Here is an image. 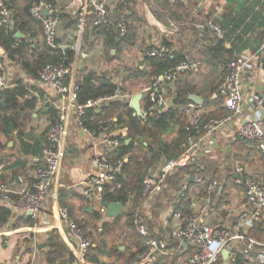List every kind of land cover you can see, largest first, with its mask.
<instances>
[{"label": "built area", "instance_id": "built-area-1", "mask_svg": "<svg viewBox=\"0 0 264 264\" xmlns=\"http://www.w3.org/2000/svg\"><path fill=\"white\" fill-rule=\"evenodd\" d=\"M179 0H169L171 4ZM110 0H84L82 14L88 12L93 15L94 26H114L120 36L129 32V20L126 16L112 19L109 12ZM29 12L39 21L44 43L49 48L57 47V37L60 19L56 7L45 0L34 2ZM13 26V12L0 0V26ZM198 34H210L214 38H222L221 26L213 20L196 24ZM173 53V49L165 44L153 47L150 56L163 57ZM254 54L241 52L234 57L228 65L227 73L218 85L212 98H220L223 106L230 112L225 117L204 119L205 108L201 104L191 101L184 105L174 103L177 96V81L186 74H196L203 66L199 59L187 57L176 67L165 73L155 76L152 83L141 92L143 121L162 113L170 108L178 109L188 119L187 138L181 145V152L173 158H162L150 166L142 180L140 192H127V202L132 207L133 223L136 231L144 238L145 250L137 253L128 264H149L159 256L168 255L171 241L178 242V251L185 249L187 242L186 264H264V243L249 236V229L254 222L264 215V169L253 170L248 166L236 163L233 168L234 190L242 189L245 200L240 205L235 221L225 220L220 216L219 201L224 200L222 183L211 176L199 172L197 162L204 157L212 156L219 149L216 133L219 132L232 117H240L242 123L238 130L240 137L253 141L264 155V112L258 111L249 114L244 110L243 102V76L253 65ZM69 69L63 64L49 63L44 66L38 75L39 81L56 90L62 103L57 105L58 119L50 123L45 129L46 144L42 153L37 157H30L28 165L32 169V179L25 181L19 178L18 185L8 178H3L8 161L0 163V205L7 206L14 211H21L34 220L42 216L43 208L50 199L51 188L60 172L63 153L64 122L69 113H73L78 125L87 133L95 136L94 132L83 127L82 116L86 108L100 110L113 102L126 101L131 104L133 96L123 86L119 85L110 95L88 100L85 104L78 103L77 82L70 85L66 83ZM8 78L5 63L0 59V96L8 88ZM134 115L137 114L134 111ZM129 143L132 138H124ZM107 152L96 154L93 158L92 168L86 173L82 186V193L101 201L103 194L120 189L122 184L118 181L123 175L124 160H111L110 155L115 147L121 145V139L107 136L104 139ZM198 165L196 173H188L182 177L177 190L173 191L166 215L176 226L172 231L159 237H154L142 215V207L150 200L172 187L171 175L179 168ZM231 193V192H230ZM236 193V191H235ZM55 228L61 231L66 244L71 248L81 263H87L89 250L94 240L70 216L65 206L57 207ZM166 216V218H167ZM165 222H168L167 219ZM37 227V226H36ZM258 248H260L258 250ZM228 256H223V251ZM242 256V260L239 257Z\"/></svg>", "mask_w": 264, "mask_h": 264}, {"label": "trees", "instance_id": "trees-1", "mask_svg": "<svg viewBox=\"0 0 264 264\" xmlns=\"http://www.w3.org/2000/svg\"><path fill=\"white\" fill-rule=\"evenodd\" d=\"M19 0H6L5 3L14 12V25L13 29L8 26L2 25L0 27V47L7 50L11 59L18 60L23 69L29 74L38 77L40 70L49 63L53 64H63L66 68L70 69L72 63L75 60V50L71 47L62 51L60 49L53 50L43 43L40 48L36 46L35 39L37 35L35 32L27 33L33 30V25L39 24L30 14L29 9L34 2L40 0H24L26 4L18 8ZM56 6L55 0H45ZM123 3L129 5L131 0H123ZM174 7L181 6L180 8H185L186 4L184 1L179 0L174 5ZM170 8L168 13L169 19L181 22L180 15L178 14L177 8ZM122 9L118 8V17L126 16L129 20V32L126 36H120L114 26H94L92 29L86 27L84 38L89 41L90 35L93 36H104L105 46L109 49V54L111 50L116 52L121 51L124 47H130L136 44L138 28L137 23L143 21L140 17L135 16V12L132 8H125L121 6ZM21 10V12L19 10ZM15 10V11H14ZM19 17V18H18ZM60 21L63 25L72 26L75 24L76 20H68L67 15H59ZM131 19H133L132 24H130ZM217 23L221 26L223 30V37L218 39L212 37L210 34L206 33L199 35L196 31L182 24L181 29L176 33V35L169 39L164 38L163 43L169 47L177 45L178 48L173 51L172 54L165 55L163 57L150 56L149 52L144 55V67L133 72L130 69H126L123 81H127L131 77H137L139 75H150L158 76L166 71L176 67L181 61L185 60L190 52L195 49H203L205 56V61L214 67L217 71L223 70L222 73L223 80L225 74L228 70L229 62L243 51L259 52L264 45V0H226L223 6V11L221 15L216 18ZM20 31L25 36H17V32ZM95 36V37H96ZM179 42L180 44L178 45ZM229 44V46H228ZM33 45L35 46L33 48ZM39 51L34 59H30L28 54L31 50ZM113 57V56H112ZM68 83V80L66 81ZM78 103L80 105L85 104L90 99H95L98 97L110 95L117 88V84L113 81L112 77L105 73H95L89 72L82 74L78 79ZM217 88V87H216ZM177 96L174 99V103L177 105H184L189 102L191 94H198L202 96L203 108L207 111L204 114V119L208 120L213 117H225L230 114V112L223 106V101L220 98H209L206 99L201 94L202 92L197 91V86L192 84L187 78L180 79L177 81ZM5 101V104L2 103ZM38 99L30 95V91L25 83L21 80L17 81L16 85L13 87H8L4 89L0 96V136L8 137L9 139L15 141L18 144V149L20 155L10 162L4 156L0 155V163L3 161L10 162L7 167L16 168L20 166H25L28 158L40 156L42 149L46 144L45 131L36 134L34 129H26V118L32 117L31 113L37 107ZM44 113L49 117L50 123H55L58 119L57 110L53 105H45ZM224 110V112H223ZM123 111V115L116 116L114 118L118 119V123L126 124L128 127V133L132 140L126 143L125 139L121 138V145L114 148L111 153V160H118L128 158L124 162L123 175L118 178V181L122 184L120 189H116L113 192L106 191L103 194V201L105 202H121L123 204L127 201V192L137 193L140 189L139 183L144 178L145 170L148 167L156 164L158 161L164 158H173L180 154L181 145L183 141L187 138L188 131V119L181 113L178 109L170 108L162 113H159L153 117L148 118L143 121L138 116L134 115V110L131 108L130 104L126 101L123 102H113L108 106L102 107L100 110H95L92 108H86L85 113L82 116L83 127L94 132L96 135L102 133L105 127L109 124H115L116 122L112 119L113 114ZM214 111L218 114L222 111L221 115H215ZM39 114L38 112H36ZM174 137L171 141L164 139L166 135H172ZM148 136L153 141H143L136 144V136ZM147 143V144H146ZM15 144V145H16ZM15 145L10 149H14ZM236 146V155L234 157L239 160L242 164L249 162V164H257V159H260L264 165V155L263 152L257 147L256 143L253 141H248L243 137H238L237 142L234 144ZM5 145L2 144L0 140V152H2ZM7 147V146H6ZM138 147V148H137ZM135 148L140 151H144V154H136ZM253 151H256L254 153ZM257 156V157H256ZM209 167L205 171L200 170L199 172L209 173V176L213 178H219L222 176L221 170L214 167L212 163L208 162ZM264 167V166H263ZM198 171V165L188 166L179 168L174 172L172 180L175 179V186H177L182 177L188 173H196ZM208 175V174H207ZM171 179V177H170ZM177 179V181H176ZM234 175H227L222 177L221 182L229 187V189L234 188L233 184ZM224 181V182H223ZM227 190V189H226ZM228 191V190H227ZM73 194V191L62 189L61 190V204L66 206V197ZM71 209V208H70ZM71 216V214H70ZM99 218L100 215H97ZM72 217V216H71ZM12 219V211L9 208L0 205V225L4 226ZM120 217H116L112 222L104 223V227H110V224H116L120 221ZM81 227L84 226L83 223L78 222L74 219ZM128 222H131L128 219ZM35 221L28 217H20L16 219V222L12 224L13 228H17L21 225L33 226ZM109 224V225H108ZM136 241L134 242L135 250L130 253V256H126L127 246L125 250H120V246L112 248L109 254L117 256L119 259L127 258L128 263L135 257V255L143 250H145L144 238L136 231ZM249 236L253 238H261L264 236V216L262 215L258 220H256L253 226L249 229ZM42 246L48 249L47 251V261L50 264H56L59 257H63L66 253L74 258L73 253H71L66 243L62 240L60 234L56 229H52ZM97 246V245H96ZM68 248V249H67ZM98 252L104 251L99 245L93 248ZM91 250V249H90ZM89 250V252H90ZM87 259L93 262H99L96 253H89ZM57 255V256H56ZM239 257V260H242ZM127 264V263H126ZM158 264H165L164 262H159ZM220 264V263H215ZM251 264H256L255 262Z\"/></svg>", "mask_w": 264, "mask_h": 264}, {"label": "crops", "instance_id": "crops-1", "mask_svg": "<svg viewBox=\"0 0 264 264\" xmlns=\"http://www.w3.org/2000/svg\"><path fill=\"white\" fill-rule=\"evenodd\" d=\"M55 1H56L55 7L57 9L58 16L60 14L61 15H67V17L69 18L68 20H70V19L76 20L75 24H73L72 26H70L68 24L65 26L60 21L59 29L60 28L61 29H60V32L58 29L57 47L50 48L53 50L60 49V50L64 51L67 48L72 47L75 50V60L72 63L71 68L69 69V71H70L69 76L66 79V81L68 80V83L67 82L66 83L72 85L75 82H78V79L81 77L82 74L92 72V71H87V69L84 68L83 60H87V58H89L91 56L92 52H87V50L92 49L91 46L94 45V43H95L94 41L96 40V38H101L104 41V36L100 35L97 37L95 35L96 36L95 37L91 33L89 41L85 40L84 34H85L86 27H89L90 30L92 29L93 15L90 14L89 12L87 14H84V15L82 14V11H81L82 10V2L84 0H55ZM199 1L201 3H204L207 0H199ZM148 2L151 3L152 5L153 4L158 5V4H161L163 2V0H131V3L129 5H126V3H123V0H110L108 7H109V12H110L111 18L114 20L118 18L119 12L117 11V9L118 8L122 9L121 6H124V10L127 7L129 9L130 8L133 9V11L135 12V16L140 17L143 20V21L136 24L137 28H138L137 38L141 33L144 34V36H149L152 32L151 31L152 29H150L149 26H151L153 28H157L161 32H164L165 35H164L163 39L167 38V37L169 39L173 38L175 36L174 32L171 30V28H167V29L165 28L164 29V27L161 25L162 21H160V18H158L157 14L155 15V12H153L149 9V7L147 5ZM19 3L26 4V2L24 0H19L18 4H17L18 8H21L19 6ZM139 5L142 7V9L138 8ZM223 6L221 5L217 14L215 13V15H213V14H211V15L216 16L218 18V16L221 15V12L223 11ZM153 10L155 11V9H153ZM19 11L21 12V10H19ZM12 12H13V10H12ZM37 22L39 23V21H37ZM132 23H134L133 19H131V21H130V24H132ZM13 25H14V12H13ZM10 28L13 29V26H11ZM75 31L79 32V36L77 39V42H78L77 46H74V45L68 43L69 39L72 38L71 34L74 33ZM32 32L36 33V35H37V38L35 39V42L37 44L36 46H38L40 48L41 46H43V43H44L40 23L33 25V30L28 31L27 33H32ZM18 34L25 36V34H23L20 31L17 32V36H18ZM171 34H173V35H171ZM81 39L83 41V44L81 43ZM136 46L137 45L135 44L131 47L135 48ZM228 46H229V44H228ZM34 47L35 46L33 45V48ZM177 48H178L177 45H174L172 47L173 51ZM38 51H39V49H36V51L31 50L28 54V57L30 59H34L36 57V54ZM97 51L99 54H101L98 49H97ZM202 51H203V49H202ZM114 52H115V50H111V54H112L113 58H115V55H116V54H114ZM243 52L251 53V54H254V56H255L252 67L250 69H248V71L243 76V89H242V91H243V98H244V102H243L244 110L249 114H255L258 111L264 112V45L259 52L254 53V52H251L249 50L243 51ZM0 59L5 63L7 78H8V81L9 80L11 81V79L18 73L15 69L16 66L14 67V65H20L21 67H22V65L17 59L16 60L11 59L7 50L2 48V47H0ZM199 60H201V59H199ZM201 61L203 62V60H201ZM17 67H19V66H17ZM139 67L140 68L144 67V55H143V59L141 61V65ZM194 75L195 74H190V75L186 74V75L182 76L180 79H185V78L188 79ZM20 77H22V78H17V80L12 81L9 84L10 85L9 87L15 86L17 81L21 80L23 83H25L27 85V87L30 91V95H32L38 99V104H37L36 109L34 111L30 112L32 114L31 118H32L33 123H32V125H29L30 127L26 126V129L30 130L31 128H33L35 133L39 134L42 132V130L44 128L46 129L47 126L50 124L49 117L44 113L45 105H47V104L53 105L55 107V109L57 110V113H59L57 105L60 102L62 103V99L60 98V95H58V93L56 92L55 89L43 85L39 81L38 77L35 78L34 76L29 75L23 69V67L21 68ZM111 77H112L113 81L117 84V86H119V85L123 86V83L119 77H114V76H111ZM23 78H27V79H23ZM122 80H123V77H122ZM152 81H151V83H152ZM123 88L125 90H127L124 86H123ZM36 112H38L39 114H37ZM116 120L117 119H114V121H116ZM241 123H242V119L240 117H232L230 122L228 124H226L221 130H219L218 133H216V137L218 138V141H219V149L216 152H224L225 150H227V159L229 162L227 163L223 159L222 162L225 161L224 164L222 162L220 163V161H215L214 163H212L209 159H211V157H213L216 154L215 153L214 155L209 156V157H204L202 160L197 162L198 165H200L201 170L205 171V169L209 167V165H208V160H209V162L214 164L216 166V168H219L221 170L223 177H225L226 174L227 175H229V174L233 175L234 165L238 162H236L237 160L234 159V157L231 158V155L228 151L229 150L228 146L232 145V144L234 145L237 142L238 137H240L238 134V130L240 128ZM107 136H115V137H118L120 139L124 137V136L122 137L121 134H115V133L109 132L107 127L104 128L102 133H100L98 135L95 134V136H92L91 133H88V132L86 133L78 125V123L75 120L74 114L73 113L71 114V112H70L69 116L67 117L66 121L64 122V133H63V138H62V143H63V148H64L63 149L64 157H63L62 165H63L65 157H67V155L65 153V150L67 147V140H71L70 141L71 143L77 144L76 147H74L72 149V151L74 152L75 157H76L74 164L70 168L65 167V169H63V166L61 165L60 172L57 175V177L54 181V184L51 188L50 199L47 201L45 207L43 208L42 216L39 219L34 220L31 217H29L28 215H25V213H22L21 211L18 212V211H14L11 209L12 219L6 225L10 229H15L16 232H19L20 230H18V229L20 226L17 227L18 229H16V228L12 227V224H14L16 222L17 218H20L22 216L28 217V218L35 221V224L33 225V227L28 225L29 232L33 233L34 241H36V239H37L36 238L37 234H40L39 238H42V236H44L47 239L48 238L47 235L52 229H56L58 231V233L60 234L62 240L64 241V239L61 235V231L54 227L55 224H57V222H58V219L55 216L56 211H57V207L63 206L61 204V190L62 189H67V190L73 191V194L66 197V203L67 204L69 203V208H71V209L74 208L75 210H77L80 207V203L82 204L84 202L87 204V207L85 209L87 214L91 215L92 219L97 221L96 223L102 224L104 226V223L112 222L113 219L116 218V216L112 217V216L108 215V208L105 206V204H104L105 201H103V199L101 201H99V200L93 199L91 197H86L81 192L83 183H84L85 178H86V173L89 169L92 168L94 156L98 153L101 154L103 152H107V146L104 143V139ZM136 142H137V140H136ZM11 144L13 145V142L8 143L10 148H11V146H10ZM87 146H89L88 150H87ZM77 153H80V154H77ZM2 156H4V155H2ZM256 165L257 164H254V165H251V164L247 165L246 164L244 166H248L251 169L252 168L256 169ZM224 166H227V168L223 169L222 167H224ZM260 166H261L260 170H262L263 169L262 163L260 164ZM22 167H24V166H22ZM20 168H21V166H20ZM20 168L19 167H16V168L7 167L6 171H5V175L3 176V178H8L15 185H18L20 177H22L25 181H28V180L30 181L32 179V175H33L32 170H30L29 175H28V173H25L24 176L17 174V173L15 174V172H17L18 169H20ZM21 171H23V170H21ZM204 173L209 175V173H207V172H204ZM173 174L171 175V181H172ZM67 181H68V183H67ZM176 181H177V179H176ZM233 182H234V179H233ZM177 188H178V185L177 186L172 185V187L169 188L166 192L158 195L156 197V199H150L141 209L142 215L148 224L149 231L154 237L163 236V235L171 232L173 226H176L175 223L171 219H169V217L166 215V211H167L172 193H173V191L177 190ZM234 188L229 189V187L225 186L222 183V191L224 194V197H223L224 200H220L219 205H218V208L220 210V216L225 220H230L231 222L235 221V219H236V216L235 217L233 216V212L236 214L238 212L237 209H239L240 205L245 200L243 192L236 190V189L234 190ZM235 191H236V193H235ZM4 207L9 208L7 206H4ZM131 208L132 207L129 205V203L127 201L125 204H123V210H125V212H127V210L130 211ZM102 209H105V212H103ZM154 212H156V213L154 214ZM96 214L100 215L99 218H97ZM125 216H127V215H125V213L123 215L121 213L117 217H120L121 218L120 220H122ZM166 216H167V218H166ZM76 218H79V217H76ZM166 219L168 222H165ZM155 221L158 223V226L156 225L157 226L156 228L153 227V224L155 225ZM25 226H27V225H25ZM151 226H152V228H151ZM99 230H102L101 227L99 228ZM135 230H136V228H135ZM8 231L10 232L11 230H7L3 234L8 236ZM88 231H89V229H88ZM18 234H20V232ZM87 234L90 237L92 236V234L90 232H87ZM96 245L98 246V244H96V241H95L90 252H91V254L96 253V256H97L99 262L97 263V262H93V261L87 259V263H85V264H121L122 263V259H119L117 256L109 254L108 249L103 248L104 251L101 250L99 252H98L99 249L97 251L94 249V252H93V248L97 247ZM41 247L45 248L46 251H48V249L46 247H44L42 245H41ZM67 247L69 248L68 245H67ZM177 247H178V242L175 239H173L171 241V247H170L169 254L165 255V256H159L153 262H151L149 264H158L159 262H164L165 264H186V253L185 252H186L187 247L185 246V249L183 251H178ZM23 248H25L24 245H23ZM23 248L21 246V250H20L21 254L16 255V257H15L16 259L12 258L10 260V257L1 258L3 263L4 264H37L36 263V252H37V250H35V252L33 254H30V253L26 254V253H23L24 252ZM119 248H120V250L123 251V250H125L126 246H122ZM69 249H70L71 253H73L74 258L72 259L71 256L67 255V257H68L67 263L68 264H83L78 259L75 252L71 248H69ZM259 249L260 248H258V250ZM134 250H135V247H133L130 252H132ZM126 256H128V257L130 256V255H128V252H126ZM0 263H2V262H0ZM40 264H50V263L43 259Z\"/></svg>", "mask_w": 264, "mask_h": 264}, {"label": "rangeland", "instance_id": "rangeland-1", "mask_svg": "<svg viewBox=\"0 0 264 264\" xmlns=\"http://www.w3.org/2000/svg\"><path fill=\"white\" fill-rule=\"evenodd\" d=\"M181 1L182 2L184 1V3L186 4L185 8L181 9L180 8L181 6L174 7L171 5V3L168 0H163V2L158 5L157 4L152 5L149 2L147 4L149 9L155 12V15L157 14L158 18H160V21H162V23L161 22L160 23L164 27V29L171 28V30L174 32V35H176V33L181 29L182 24L184 26L188 25L189 27L193 28L196 31V33H198L196 29L197 23L207 21V20H213L214 22H217L216 20L217 17L212 16L211 14L213 15H215V13L217 14L219 8L221 7V5L223 6L225 4L226 0H207L204 3H201L199 0H181ZM24 5H25L24 3H19L20 7H23ZM173 7L177 8L178 14L180 15L181 22L175 21L173 19H169L168 13L170 11V8H173ZM138 8L142 9L140 5ZM153 9H155V11ZM149 27L150 29H152L151 30L152 32L149 36H144V34L141 33L136 40L137 46L135 48L128 46V47H124L121 51H118V52L115 51L114 52V54H116L115 58L110 56L109 49L104 46L105 41H103L101 38H96V40L94 41L95 42L94 45L91 46L92 49L87 50V52H92V54L89 58H87V60H83L84 68H86L87 71H92V72L99 73V74L105 73L109 76L119 77L123 83V86L127 89L128 92H130L131 94L139 93L151 83L154 76L152 77L147 74L146 75L141 74L137 77H131L127 81H123L122 77L126 69H130L131 71L135 72L138 69V67L141 65L143 55L149 52L153 47L164 44L162 41L165 35L164 32H161L157 28H153L151 26ZM60 29H59V32H60ZM78 36H79L78 31H75L74 33H72L71 34L72 38L69 39L68 43L74 46H77ZM81 43L83 44L82 39H81ZM177 43L178 45L180 44L179 42ZM97 49L99 50L101 54L98 53ZM198 49L200 48H197L193 52H190V55L188 56L189 58H192V59L203 60V66H202V69L197 74H195L194 76H191L190 78H188V80L192 84L197 86V91L202 92L201 94L204 96L205 99H206V96L213 99L212 96L217 89L216 87H218V85L221 83V79L223 77L222 73L224 71L223 70L217 71L214 67H211L207 63V61H205V56H204L203 51L198 50ZM14 67L18 73L11 79V81L10 80L8 81L9 84L12 81L17 80V78H22L20 77L22 67L20 65H14ZM23 79H27V78H23ZM206 112L207 111H205V113ZM223 112L221 111L218 114L217 112L214 111V114L221 115ZM120 114L123 115V111H119L113 114L112 118L119 116ZM114 119H117V118H114ZM115 122H116L115 124H109L107 126V129L109 130V132L115 133V134H121V136L122 137L124 136V138H130L129 133H128V127L126 126V124L118 123V119ZM32 123H33L32 118L27 117L26 126L30 127L29 125H32ZM44 129L42 131H45ZM173 137H174V134L166 135L164 136V139L167 141H171ZM135 139L137 140L136 144L143 142V141H148V142L153 141L150 137L142 136V135H137ZM0 140L2 141V144L5 145V147H3L2 149V152H0V155H4V157L6 159H9L10 162L12 163V161L17 159V157L20 155L18 144H16L15 141L9 139L8 137H4L2 135L0 136ZM70 141L71 140H67V147L65 150L67 157H65L64 159V162L62 165L63 169H65V167L70 168L76 160L75 154L72 151V149L76 147L77 144L71 143ZM9 142H13V145L12 144L10 145L11 147L16 144L14 149H9L10 148L8 145ZM228 147H229L228 151L231 155V158H233L234 155H236V151H237L236 146L232 144V145H229ZM88 149H89V146H87V150ZM134 151L136 154H144V151L141 152L140 149L137 150L135 148ZM253 152L256 153V151H253ZM77 154H80V153H77ZM257 158L256 160L258 162L256 165V169L255 168L254 169L252 168V169L260 172V169H261L260 164L262 163V161H260V159H257ZM223 159L227 163L229 162L227 159V150H225L224 152H216V154L213 157H211V159L209 160L212 163H214L215 161H220L221 163ZM234 159L236 158L234 157ZM9 160H8V165L10 164ZM225 161H223L222 163L224 164ZM236 162L242 164L239 160H237ZM246 164L249 165V162H246L245 164H242V165H246ZM262 166H264L263 163H262ZM214 167L216 166L214 165ZM222 168L226 169L227 166H224ZM30 170L32 169L28 165V162H26V165L18 169V171L15 172V174L17 173V174L24 176L25 173H28L29 175ZM146 171L147 169L145 170V172ZM222 177L223 175L215 179L221 182ZM170 183L171 185H175V179L172 181L170 180ZM140 187H141V184L139 183L138 189H140ZM240 191H242V189H240ZM139 192L140 190L137 193ZM66 207L69 209L70 214L73 219H77L78 222H81L84 224L83 229L85 230V232L86 233L90 232L92 234L91 237L94 240V242L96 241V244H98L101 248L108 249L109 252H111L112 248L114 247L127 246V252H128V255H130L131 253L130 251L135 245L134 242L136 241V235H137L135 226L133 223V212L135 208L134 205L132 206L130 211L127 210V212H125V210L122 209V215L125 213V215L127 216H125L122 220H120L118 223L114 225L108 224L110 227L107 226V228H105L102 224L96 223L97 221L93 220L92 216L87 214L85 210L87 207L86 203L84 202L82 204L80 203V207L77 210H75L74 208L70 209L69 203L68 204L66 203ZM102 211L105 212V209H102ZM237 211L239 210L237 209ZM155 213L156 212H154V214ZM237 214L238 212L236 214L233 212L234 217L237 216ZM76 217H79V218H76ZM128 219L131 222H128ZM156 225L158 226V223L155 221V225L153 224V227L156 228L157 227ZM100 227L102 230H99ZM7 230H11L10 231L11 233L8 231V236L3 234ZM18 230H20L19 231L20 234H18L19 232H16L15 229H10L7 225H4V226L0 225V262H2L0 264H4L1 258L10 257V260L12 258L16 259L15 258L16 255L21 254L20 250H21V246L23 248V245L25 246V248H23V251H24L23 253L33 254L35 250H37L36 252V263L37 264H40L43 259L47 261V256H46L47 251L45 248L41 247V245L44 244L46 237L42 236V238H39L40 234H37L36 235L37 239L36 241H34L33 233L29 232L28 225L27 226L21 225ZM254 239L264 243V236H262L259 239L258 238H254ZM67 255L68 254L65 251V253L63 254V257L62 258L59 257L57 259L58 261L56 264H68ZM126 263L128 264L127 258L122 259L121 264H126Z\"/></svg>", "mask_w": 264, "mask_h": 264}, {"label": "water", "instance_id": "water-1", "mask_svg": "<svg viewBox=\"0 0 264 264\" xmlns=\"http://www.w3.org/2000/svg\"><path fill=\"white\" fill-rule=\"evenodd\" d=\"M19 37H22L23 35L18 34ZM143 97L142 92H139L133 96V99L131 101V108L135 111L137 116H142V109H141V99ZM190 100L195 102L196 104H201L202 97L198 94H191ZM2 103L5 104V101L2 100ZM105 206L108 208V215L109 216H118L122 213L123 204L121 202H104ZM184 245L187 247V242H184ZM223 256L226 258L228 256V251H223Z\"/></svg>", "mask_w": 264, "mask_h": 264}]
</instances>
